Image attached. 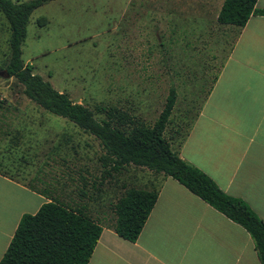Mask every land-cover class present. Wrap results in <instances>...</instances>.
<instances>
[{
  "label": "rangeland",
  "instance_id": "rangeland-1",
  "mask_svg": "<svg viewBox=\"0 0 264 264\" xmlns=\"http://www.w3.org/2000/svg\"><path fill=\"white\" fill-rule=\"evenodd\" d=\"M94 2L54 0L35 8L20 45L22 61L55 90L91 109L96 117L103 116L96 107H115L151 125L168 88L174 86L182 99L172 110L168 127L174 129L178 123L184 131L183 124L196 111L192 94L197 85L199 90L207 87L229 44L216 36L211 44L212 37L215 33L226 40L232 37L226 30L217 29L215 11L208 9L203 15L207 29L201 31L204 23L198 15L188 14L186 24L177 26L196 31L163 32L168 43L161 39L162 45L150 46L149 55L147 47H139L140 55L133 56L132 50L137 47L128 39L131 31L127 40H122L114 23V8L96 6ZM93 6L96 8L91 10ZM40 17L45 18L42 25L37 22ZM148 17L140 14L137 26L143 27ZM6 29L0 14V71L7 52ZM204 43L208 45L202 47ZM185 88L189 92L183 91ZM21 89L13 77L0 75V172L5 176L45 191L48 196L59 186L64 203L83 205L90 216L106 224L113 217L112 204L124 189L152 185L151 174L143 167L127 165L117 172L110 170L104 149L95 137L67 119L44 111ZM185 106L190 107L183 110Z\"/></svg>",
  "mask_w": 264,
  "mask_h": 264
},
{
  "label": "crops",
  "instance_id": "crops-1",
  "mask_svg": "<svg viewBox=\"0 0 264 264\" xmlns=\"http://www.w3.org/2000/svg\"><path fill=\"white\" fill-rule=\"evenodd\" d=\"M221 3L222 0L94 2L96 6L114 8V23L122 40H127L131 31L128 39L137 47L132 50L133 56L140 55L139 47H147L149 55L150 46L161 44V39L168 43L163 32L196 31L177 26L186 24L188 14L198 15L204 23L201 31L207 29L203 15L208 9L215 11L217 29L232 36L226 40L215 33L211 39V44L215 36L224 44L229 41L224 58L207 87L199 90L197 85L192 94L196 111L183 124L184 131L178 123L174 129L168 127L171 112L182 99L172 86L175 99L163 135L180 158L207 175L223 193L243 201L264 221V15L251 14L241 28L219 24L215 17ZM254 7L264 8V0H256ZM142 13L149 17L143 27H138ZM148 172L152 185L140 188H155L157 194L136 239H123L106 223L101 224L86 264H259L252 240L242 227L171 177ZM62 193L57 186L52 197L61 200ZM47 200L35 188L0 174V257L20 216L34 213Z\"/></svg>",
  "mask_w": 264,
  "mask_h": 264
},
{
  "label": "trees",
  "instance_id": "trees-1",
  "mask_svg": "<svg viewBox=\"0 0 264 264\" xmlns=\"http://www.w3.org/2000/svg\"><path fill=\"white\" fill-rule=\"evenodd\" d=\"M50 0H0V14L7 23V52L3 70L21 85V93L35 105L74 123L95 137L104 149L110 170L124 166L144 167L169 176L250 236L259 264H264V221L240 199L223 193L202 171L171 150L163 135L175 99L168 89L164 104L151 125H146L115 107L87 106L72 101L31 71L20 57V45L30 13ZM256 0H222L215 20L241 28L251 14L264 15L254 7ZM37 22L44 24L45 18ZM13 140V139H12ZM14 142V140H13ZM0 174L5 175L0 172ZM11 178L10 176H8ZM12 179V178H11ZM34 213H23L0 257V264H86L101 230L102 220L89 215L83 205L72 207L46 195ZM157 190L128 187L112 204L113 217L107 223L123 239L134 241L155 201Z\"/></svg>",
  "mask_w": 264,
  "mask_h": 264
},
{
  "label": "water",
  "instance_id": "water-1",
  "mask_svg": "<svg viewBox=\"0 0 264 264\" xmlns=\"http://www.w3.org/2000/svg\"><path fill=\"white\" fill-rule=\"evenodd\" d=\"M0 75H2V76H4V77H8V74H7V73H5V71H4V70L0 71Z\"/></svg>",
  "mask_w": 264,
  "mask_h": 264
}]
</instances>
